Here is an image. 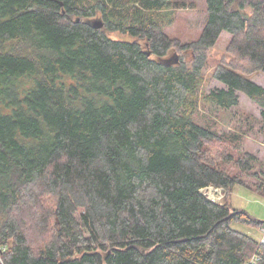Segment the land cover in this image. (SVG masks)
Listing matches in <instances>:
<instances>
[{
	"label": "trees",
	"instance_id": "obj_1",
	"mask_svg": "<svg viewBox=\"0 0 264 264\" xmlns=\"http://www.w3.org/2000/svg\"><path fill=\"white\" fill-rule=\"evenodd\" d=\"M177 8L0 0V264H264V244L233 228L263 224L231 201L237 186L264 198V163L242 133L196 120L243 93L264 133L248 78L264 73V0H207L192 42L167 32ZM223 32L230 59L212 76L226 89L201 95Z\"/></svg>",
	"mask_w": 264,
	"mask_h": 264
},
{
	"label": "rangeland",
	"instance_id": "obj_2",
	"mask_svg": "<svg viewBox=\"0 0 264 264\" xmlns=\"http://www.w3.org/2000/svg\"><path fill=\"white\" fill-rule=\"evenodd\" d=\"M179 8L174 10L173 24L167 29L174 40L192 42L197 40L202 33L207 19V0H173ZM100 19V18H97ZM114 40L131 41L133 38L121 33H112ZM230 34L223 32L218 43L209 52L208 65L204 81L201 86V95H206L214 90L226 87L212 76L214 66L229 60L227 47L230 43ZM177 53H170L169 57H176ZM188 57V56H187ZM251 81L264 88V73L257 72L248 77ZM239 105L231 109H224L216 105L207 104L200 107L196 120L204 125H212L219 132H239L243 135V151L258 156L264 163V133L260 130V117L262 109L247 95L241 93ZM220 192V191H219ZM205 195L216 199L218 193L212 189L203 191ZM220 201V200H218ZM232 204L246 210L255 220L264 222V198L250 190L237 186L232 195ZM264 226V224H263ZM233 228L241 233L253 237L258 242H263L264 228L258 230L250 226L235 224Z\"/></svg>",
	"mask_w": 264,
	"mask_h": 264
},
{
	"label": "water",
	"instance_id": "obj_3",
	"mask_svg": "<svg viewBox=\"0 0 264 264\" xmlns=\"http://www.w3.org/2000/svg\"><path fill=\"white\" fill-rule=\"evenodd\" d=\"M89 25H91L95 30L101 29L104 27V21L102 19H94L91 22H89ZM150 55V53H149ZM175 58V57H173ZM172 59V58H171ZM168 60V59H167ZM166 60V61H167ZM170 60V59H169ZM178 57H176V62H178ZM257 221V220H256ZM260 224H264L263 221H258Z\"/></svg>",
	"mask_w": 264,
	"mask_h": 264
},
{
	"label": "built area",
	"instance_id": "obj_4",
	"mask_svg": "<svg viewBox=\"0 0 264 264\" xmlns=\"http://www.w3.org/2000/svg\"><path fill=\"white\" fill-rule=\"evenodd\" d=\"M206 189H212V190H214L215 192H217L218 195H219V197L216 198V199H212L211 197H208V196L206 195L210 200H212V201H214V202H220V201H222V199L224 198V192H223L222 189H217V188L209 187V188H205V189H203L201 192L203 193V191L206 190ZM219 191H220V192H219ZM203 194H204V193H203ZM204 195H205V194H204ZM218 200H220V201H218ZM263 231H264V230H263ZM262 244H264V238H263V242H262Z\"/></svg>",
	"mask_w": 264,
	"mask_h": 264
}]
</instances>
